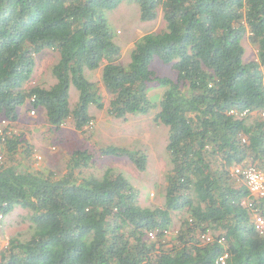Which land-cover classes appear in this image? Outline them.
<instances>
[{"label": "trees", "instance_id": "16d2710c", "mask_svg": "<svg viewBox=\"0 0 264 264\" xmlns=\"http://www.w3.org/2000/svg\"><path fill=\"white\" fill-rule=\"evenodd\" d=\"M123 1L138 7L141 22L160 12L165 24L134 44L126 65L105 16ZM244 38L256 50L248 62ZM44 50L59 56L55 83L27 89ZM154 61L174 75L159 76ZM100 68V81L90 82L84 72ZM263 82L264 0H0L1 118L11 124L25 106L42 108L49 130L72 123L84 133L92 107L114 119L156 110L170 166L160 205L142 207L121 173L84 175L94 159L88 150L71 152L62 172L38 169L24 139L5 136L0 217L26 210L30 235L0 247V264H220L223 255L224 264H264V234L242 205L245 185L231 175L244 160L264 170V122L229 114L264 110ZM150 86L161 91L156 105ZM98 152L146 169L141 151L109 145ZM253 206L264 215V200Z\"/></svg>", "mask_w": 264, "mask_h": 264}, {"label": "rangeland", "instance_id": "374dc122", "mask_svg": "<svg viewBox=\"0 0 264 264\" xmlns=\"http://www.w3.org/2000/svg\"><path fill=\"white\" fill-rule=\"evenodd\" d=\"M114 42L122 50L121 64L126 65L129 52L134 44L145 34L158 33L165 30L162 15L159 12L156 19L150 22H141L138 7L128 1H123L117 8L105 12ZM245 50L244 61L255 58L256 50L247 40L242 41ZM58 54L44 50L35 56L33 74L24 85L30 88L36 85L48 87L55 83L51 75L52 66L58 61ZM151 68L159 76H173L168 67L154 61ZM90 82L100 81L101 68L96 71H85ZM74 89L69 92V104L73 107L78 99ZM105 95L104 107L108 105L109 97ZM148 95L153 104H157L161 91L156 86H150ZM90 110L94 118L84 129V133L74 130L72 123H65L59 130L51 131L46 124L44 110H33L28 106L19 110L16 122L11 123L13 134L24 139L33 152V164L38 169H53L62 172L66 166L68 156L74 150H88L94 156L89 168L83 173L87 176L101 177L106 169L121 173L132 186L136 187L138 203L142 207L153 208L160 205L165 186V175L170 169L168 156L165 150L167 144V129L154 123L156 110L147 115H128L125 119H114L106 114L105 108ZM31 110L34 114L31 115ZM1 118V117H0ZM113 145L132 151H141L146 155V169L139 172L134 165L125 158L102 157L98 150L101 147ZM28 212L21 207H14L6 217H0V247L7 245L12 236L25 240L30 235L29 222L26 220ZM179 217H174L176 230L179 226ZM171 232V231H170ZM173 234V233H172Z\"/></svg>", "mask_w": 264, "mask_h": 264}, {"label": "built area", "instance_id": "2783aa9c", "mask_svg": "<svg viewBox=\"0 0 264 264\" xmlns=\"http://www.w3.org/2000/svg\"><path fill=\"white\" fill-rule=\"evenodd\" d=\"M264 86V82H263ZM31 115L34 114V111L31 110ZM236 117L247 118L249 115L256 114L257 117L264 122V110H260L257 112H250L249 110H243L238 112L237 110H232L229 112ZM90 124V123H89ZM11 124L4 118H0V164L4 160L3 148L2 146L5 143V136H10L12 129L10 128ZM242 142H245V138H242ZM232 177L239 179L245 185L249 198L242 201V205L249 210L252 215V221L255 230L259 234H264V215H261L253 206V200H264V170L257 168L255 165L249 163L247 160H244L241 164L235 165L231 169ZM149 239L154 237L153 233H148L147 236ZM200 239L204 243H208L211 241V237L209 235H202ZM221 242V241H220ZM227 255H223L218 258V263L224 264Z\"/></svg>", "mask_w": 264, "mask_h": 264}]
</instances>
